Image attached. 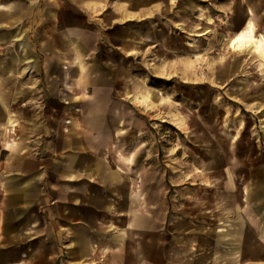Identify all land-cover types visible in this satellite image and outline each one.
Returning a JSON list of instances; mask_svg holds the SVG:
<instances>
[{
	"label": "rangeland",
	"instance_id": "374dc122",
	"mask_svg": "<svg viewBox=\"0 0 264 264\" xmlns=\"http://www.w3.org/2000/svg\"><path fill=\"white\" fill-rule=\"evenodd\" d=\"M179 1L173 5L179 16L161 21L163 37L137 39L134 55L119 57L110 50L125 51V39H99V59L115 64L103 72L112 81L106 90L115 97L106 106L116 107L115 116L105 119L107 133L99 135L100 146L105 142L99 153L124 178L110 183L100 200L113 221L88 235L106 244L105 229L112 228L107 233L123 235L124 246L120 253L99 246L98 261L78 264H264L256 213L264 208V190L253 181L264 162V68L259 67L264 54L254 42L236 47L247 41L236 36L249 22L254 39L264 38V22L249 18L237 26L256 0H194L188 9L186 0ZM0 3L13 5L15 15L34 8L26 0ZM263 8L258 0L255 13ZM2 11L7 8L0 6ZM16 18L4 19L0 30L11 34L27 26ZM197 25L205 34H197ZM194 41L196 54L188 46ZM234 62L241 65L233 69ZM224 63L228 75L216 86L218 65ZM140 94L147 96L146 105L136 100ZM90 104L84 103L86 114ZM256 110L259 117L251 115ZM245 153L254 157L241 161ZM253 191L262 196L252 199ZM37 258L35 264H59Z\"/></svg>",
	"mask_w": 264,
	"mask_h": 264
},
{
	"label": "crops",
	"instance_id": "0c3cea01",
	"mask_svg": "<svg viewBox=\"0 0 264 264\" xmlns=\"http://www.w3.org/2000/svg\"><path fill=\"white\" fill-rule=\"evenodd\" d=\"M26 2L34 6L26 15H15L13 5L0 3L7 8L0 14V23L17 16V21H26L27 25L11 34L0 30V264H35L36 255L40 261L59 264L98 261L94 252L99 246L112 253H120L124 246L123 235L107 233L112 228L105 229L107 245L88 235L89 231L97 232L99 224L113 221L106 216L107 203L100 200L106 199L110 183L124 178L113 173L99 153L105 147V142L100 146L99 135H105L109 128L105 119L116 114L114 105L106 106L115 102V97L106 90L112 87V81L103 72L112 70L115 64L99 59V39H125V51L110 50L119 57L134 55L137 39L163 37L161 21L165 15H171L170 21L179 16L177 9L173 12V5L178 6L180 1ZM256 2L246 9V20L237 19L238 27L242 28L249 18L255 24L259 17L264 22V8L255 13ZM185 4L187 9L193 7L194 0ZM111 28H117L116 32ZM197 28L199 36L207 30ZM247 29L236 36L247 41H237L236 47L254 42L264 54V38L254 39L252 22ZM188 46L196 54L195 41ZM238 65L232 63L233 69ZM262 66L264 62L259 63ZM228 67L227 63L218 65L216 83L210 77L211 83L221 87ZM87 88L92 92L85 95L83 89ZM140 96H136L137 101L147 97ZM87 102L91 103L89 114L84 110ZM258 112L251 115L259 117ZM251 158L248 153L240 156L241 161ZM255 173L253 181L262 192L264 162ZM258 191L252 192V199L262 196ZM256 213L261 220L259 230L264 233L263 206H258ZM40 246L46 250L41 251Z\"/></svg>",
	"mask_w": 264,
	"mask_h": 264
},
{
	"label": "bare ground",
	"instance_id": "6f19581e",
	"mask_svg": "<svg viewBox=\"0 0 264 264\" xmlns=\"http://www.w3.org/2000/svg\"><path fill=\"white\" fill-rule=\"evenodd\" d=\"M139 101H140L142 104H145V105H146V103H147V101H148V98H147V97H144V98L140 99Z\"/></svg>",
	"mask_w": 264,
	"mask_h": 264
}]
</instances>
